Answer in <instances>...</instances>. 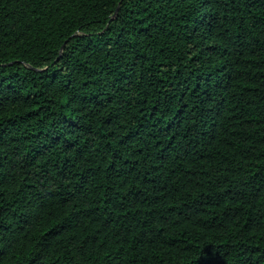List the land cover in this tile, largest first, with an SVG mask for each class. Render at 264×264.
<instances>
[{
  "label": "trees",
  "instance_id": "1",
  "mask_svg": "<svg viewBox=\"0 0 264 264\" xmlns=\"http://www.w3.org/2000/svg\"><path fill=\"white\" fill-rule=\"evenodd\" d=\"M0 264H264V0H0Z\"/></svg>",
  "mask_w": 264,
  "mask_h": 264
}]
</instances>
